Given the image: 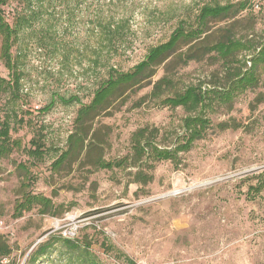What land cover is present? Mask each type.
Wrapping results in <instances>:
<instances>
[{"label":"rangeland","instance_id":"rangeland-1","mask_svg":"<svg viewBox=\"0 0 264 264\" xmlns=\"http://www.w3.org/2000/svg\"><path fill=\"white\" fill-rule=\"evenodd\" d=\"M0 1H6L0 8L7 23L12 25L20 13L25 17L24 0ZM77 2L69 7L44 2L40 20L27 29L24 24L10 52L19 88L16 95H0V123L11 118L10 137L20 146L0 161V238L11 249L4 263L25 264L37 245L51 239L53 253L36 264H83L60 240L62 231L78 226L72 240L85 246L86 264H264V186L247 194L264 180V64L256 67L257 82L234 91L229 101L208 96L205 127L189 151H180L179 145L189 134L184 120L196 114L158 105L159 99L190 86L230 90L231 75L239 67L247 70L248 59L264 45V0ZM239 3L246 4L240 12ZM204 4L235 8L225 18L209 20L198 41L180 43L156 64L152 77L121 88L81 127L78 111L90 103L104 76L91 67L95 13L129 18L131 46L115 60L126 72L150 47L165 42L180 20L195 28ZM228 36L253 46L238 55L241 63L229 65L202 49ZM1 44L0 37V79L8 81L11 72ZM184 53L196 58L183 62L179 56ZM163 77L170 85L153 98V86ZM78 129L82 142L73 148L69 139ZM136 133L145 150L140 155L133 150ZM38 134L45 151L39 161L26 153ZM146 142L177 150V156L151 161ZM67 151L68 159L55 170L53 163ZM123 159L122 168L97 164ZM27 194L49 199L51 209L41 214L34 206L16 217L15 206Z\"/></svg>","mask_w":264,"mask_h":264},{"label":"trees","instance_id":"trees-1","mask_svg":"<svg viewBox=\"0 0 264 264\" xmlns=\"http://www.w3.org/2000/svg\"><path fill=\"white\" fill-rule=\"evenodd\" d=\"M75 2V0H73ZM71 0H24L25 2V17L23 13H20L13 24H9L4 19L3 13L0 8V37L2 38V55L6 66L10 69L11 79L4 81L0 79V95L4 92H9L10 95H16L19 88L20 75L14 71V65L11 59V49L18 37L19 32L22 30L24 24L25 29L32 27L36 22L40 20L41 12L44 2L51 6L55 3H61L69 7ZM6 1H0V6L4 5ZM77 2V0H76ZM80 1L76 3L78 6ZM113 7L114 10L118 6ZM235 8L233 5H218V4H204L201 6L195 16L196 26L195 28L190 27L189 23L185 20H180L177 27L169 35L168 39L156 46L150 47L147 50L146 55L143 60L134 65L130 70L123 72L118 69L117 58L121 59V56L126 53V51L131 46V41L129 36L130 31V20L123 14L109 15L106 18L99 17L96 13L92 20V36L96 39V43L90 49L92 70L93 72L103 79L101 80L98 88L94 91L92 100L90 103L78 111L77 122L83 126L86 119L93 113H97L115 94H117L121 88L130 87L135 85H140L144 80L152 77L153 68L168 55L174 53L176 48L180 43H192L193 41H198L202 35L206 33L207 23L209 20H216L220 18H225L231 11ZM238 12L243 11L246 8V4L239 3L237 5ZM72 11V10H71ZM205 52H213L224 62L230 65V62L234 60L237 63H241L238 59V55L242 52H249L253 49L252 44L249 41H241L233 37H225L220 41L212 45H207L202 47ZM196 58L195 53L189 54L184 53L179 56V60L187 62L188 60H194ZM244 61V66H246ZM250 67L247 70H243L239 67L236 73L231 75L229 81L230 90L219 93L218 91L210 89H202L201 86H190L181 93H175L172 97H165L159 99L158 105L161 107H171L177 108L182 107L188 112L196 114V116H188L184 122L186 129L189 130L187 139L179 145V150L186 152L190 150L192 143L199 138L200 134L203 132L205 127V118H203L204 110L208 104V96H213L214 98H219V100L229 101L231 95L234 91L253 86L257 81L256 79V67L264 64V45L260 47L258 52L248 59ZM242 63V64H243ZM228 65V66H229ZM234 71V69H233ZM230 72V71H228ZM232 72V71H231ZM102 78V77H101ZM170 85V80L166 77L161 78L153 86L151 96L153 98H160L163 92V88ZM73 99L70 100V102ZM53 106V102L49 103L43 108V112H48ZM192 120V121H191ZM195 122L191 125L189 122ZM18 123L22 124L23 120L19 119ZM75 135H71L70 142L74 148L77 144L82 142V129ZM11 131V118L5 117L0 123V161L8 156L15 147H19V142L12 141L10 137ZM139 133H136L133 138L136 144L133 145V150L137 155L142 154L145 150L143 149L139 142ZM147 145L151 148V153L149 158L151 161H164V160H174L177 156V150L169 149H159L152 146V144ZM76 149V148H75ZM70 151L64 152L60 157L53 163V168L57 170L62 166V164L68 159ZM27 156L33 160H41L45 154L44 143L41 134H38L36 138L30 141V148L26 151ZM98 166L102 169H113L122 168L126 165V161L120 160L116 162H97ZM23 168V167H22ZM29 172H26L28 174ZM264 174V173H263ZM264 176V175H263ZM28 180V178H27ZM28 182V181H27ZM23 184L25 187L29 183ZM264 186V180L257 183V186L250 187L249 193H258L260 188ZM252 196V195H251ZM34 206H38L39 212L45 214L51 209V202L40 195L27 194L23 196L22 201L15 206V216L20 218L25 212L32 210ZM62 245L67 248L71 254L75 257L81 258L83 264H86V258L82 255L81 250L85 247L84 245H79L74 240L64 239L60 237ZM104 247L108 251H113V247L105 245ZM54 243L51 239L37 245L33 251L27 255L25 264H36L42 258H48L54 251ZM11 254V249L8 247L5 241L0 238V264H16L12 260L4 263ZM121 258L128 263H131L125 255H121Z\"/></svg>","mask_w":264,"mask_h":264},{"label":"built area","instance_id":"built-area-1","mask_svg":"<svg viewBox=\"0 0 264 264\" xmlns=\"http://www.w3.org/2000/svg\"><path fill=\"white\" fill-rule=\"evenodd\" d=\"M77 230H78V226H75L73 229H70L69 231L64 230L61 232V237L64 239L72 240V238L75 237Z\"/></svg>","mask_w":264,"mask_h":264}]
</instances>
